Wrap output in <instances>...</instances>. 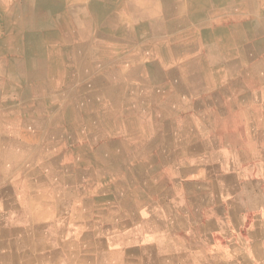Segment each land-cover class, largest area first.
Listing matches in <instances>:
<instances>
[{"label":"bare ground","instance_id":"bare-ground-1","mask_svg":"<svg viewBox=\"0 0 264 264\" xmlns=\"http://www.w3.org/2000/svg\"><path fill=\"white\" fill-rule=\"evenodd\" d=\"M13 2L10 9V0H0V195L14 193L21 201L28 233L7 238L0 227V264H119V211L123 205L124 216L134 220L135 194L103 185V145L91 156L85 150L99 134L129 124L116 111L135 97L124 94L127 89L134 94L136 86L142 90L166 76L178 85L201 80L205 66L198 58L171 72L161 68L201 47L211 58L234 51L228 38L218 39L230 33H264V0ZM231 18L242 23L229 29L211 24ZM152 56L158 60L151 62ZM142 58L149 63L135 64ZM15 180L23 183L12 192Z\"/></svg>","mask_w":264,"mask_h":264},{"label":"crops","instance_id":"crops-1","mask_svg":"<svg viewBox=\"0 0 264 264\" xmlns=\"http://www.w3.org/2000/svg\"><path fill=\"white\" fill-rule=\"evenodd\" d=\"M13 1L6 6L14 8ZM241 21L211 24L229 29ZM227 38L236 45L234 51L211 58L201 47L199 55L161 68L171 72L198 58L205 66L201 80L178 85L166 76L142 84V90L136 86L134 94L127 89L124 94L135 97L116 111L120 121L129 124L117 133L99 134L90 142L92 149L85 150L91 156L103 145L99 162L106 171H100L105 175L103 185L135 194L134 220L130 214L124 216L123 205L119 211L123 238L116 245L119 264H264V33H230L218 39ZM157 60L152 56L151 62ZM242 62L247 65L240 66ZM83 141L88 142H79ZM131 173L133 177L128 176ZM21 183H10L12 192L19 191ZM0 203V227L7 238L14 232L27 236L21 201L12 193L0 195ZM21 219L19 227L12 225ZM102 229L110 236L108 225ZM2 244L3 240L0 249Z\"/></svg>","mask_w":264,"mask_h":264},{"label":"rangeland","instance_id":"rangeland-1","mask_svg":"<svg viewBox=\"0 0 264 264\" xmlns=\"http://www.w3.org/2000/svg\"><path fill=\"white\" fill-rule=\"evenodd\" d=\"M263 52H264V51H263ZM193 53H194L193 51L190 52V54H193ZM200 53H201V52L199 51L197 54L199 55ZM195 55H196V54H194V56H195ZM256 57H257V58H260L261 56H260V54H258ZM246 65H247V63H243V62L240 63V66H242V67H243V66H246Z\"/></svg>","mask_w":264,"mask_h":264}]
</instances>
